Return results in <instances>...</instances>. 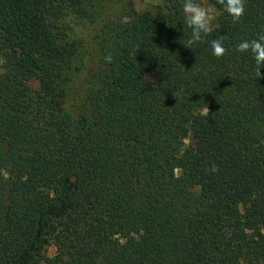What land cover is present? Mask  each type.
Listing matches in <instances>:
<instances>
[{
  "label": "trees",
  "instance_id": "trees-1",
  "mask_svg": "<svg viewBox=\"0 0 264 264\" xmlns=\"http://www.w3.org/2000/svg\"><path fill=\"white\" fill-rule=\"evenodd\" d=\"M104 1L0 0V264H264V0L193 49L184 0Z\"/></svg>",
  "mask_w": 264,
  "mask_h": 264
},
{
  "label": "clouds",
  "instance_id": "clouds-1",
  "mask_svg": "<svg viewBox=\"0 0 264 264\" xmlns=\"http://www.w3.org/2000/svg\"><path fill=\"white\" fill-rule=\"evenodd\" d=\"M232 19L233 23H239L245 14V0H216ZM184 25L191 30L190 37L186 43H182L186 48L193 49L194 44L203 42L204 38L214 31V16L209 7L203 6L197 0H184L182 5ZM225 36H220L210 41L212 55L217 59L222 58L227 49L223 46ZM235 51L248 53L255 62L256 76L261 79V68L264 67V34H259L252 40H244L236 45ZM111 62V57H106Z\"/></svg>",
  "mask_w": 264,
  "mask_h": 264
},
{
  "label": "rangeland",
  "instance_id": "rangeland-1",
  "mask_svg": "<svg viewBox=\"0 0 264 264\" xmlns=\"http://www.w3.org/2000/svg\"><path fill=\"white\" fill-rule=\"evenodd\" d=\"M198 3H201L205 7H209L212 11L215 22L217 17V11L207 0H197ZM167 5V0H105L104 1V11L103 14L113 20H127L130 14V8H133L135 11L142 13L148 10H154L157 6ZM76 32L79 35H85L86 41H90V35L94 32V25H91L86 20H76ZM54 253V248L50 247L47 251V256H51Z\"/></svg>",
  "mask_w": 264,
  "mask_h": 264
}]
</instances>
